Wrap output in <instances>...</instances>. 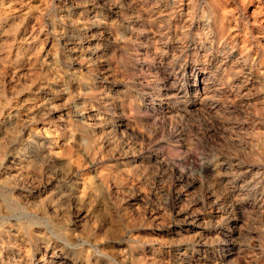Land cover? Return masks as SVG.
<instances>
[{"label": "rangeland", "instance_id": "374dc122", "mask_svg": "<svg viewBox=\"0 0 264 264\" xmlns=\"http://www.w3.org/2000/svg\"><path fill=\"white\" fill-rule=\"evenodd\" d=\"M0 264H264V0H0Z\"/></svg>", "mask_w": 264, "mask_h": 264}, {"label": "bare ground", "instance_id": "6f19581e", "mask_svg": "<svg viewBox=\"0 0 264 264\" xmlns=\"http://www.w3.org/2000/svg\"><path fill=\"white\" fill-rule=\"evenodd\" d=\"M47 257V256H46Z\"/></svg>", "mask_w": 264, "mask_h": 264}]
</instances>
